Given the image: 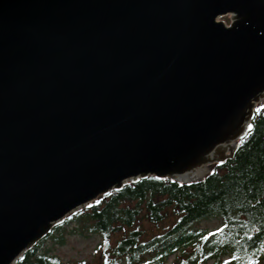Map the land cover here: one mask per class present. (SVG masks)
Masks as SVG:
<instances>
[{
  "label": "water",
  "instance_id": "95a60500",
  "mask_svg": "<svg viewBox=\"0 0 264 264\" xmlns=\"http://www.w3.org/2000/svg\"><path fill=\"white\" fill-rule=\"evenodd\" d=\"M263 100L264 0H0V264L128 182L202 178Z\"/></svg>",
  "mask_w": 264,
  "mask_h": 264
},
{
  "label": "trees",
  "instance_id": "16d2710c",
  "mask_svg": "<svg viewBox=\"0 0 264 264\" xmlns=\"http://www.w3.org/2000/svg\"><path fill=\"white\" fill-rule=\"evenodd\" d=\"M257 110L252 129L234 157L215 165L203 180L180 184L148 177L128 183L69 215L64 224L72 225L78 235L99 236L94 254L97 264L261 263L264 103ZM210 217L221 218V229L207 232L194 228ZM52 235L16 264H72L41 251ZM171 256L176 258L169 262Z\"/></svg>",
  "mask_w": 264,
  "mask_h": 264
},
{
  "label": "rangeland",
  "instance_id": "374dc122",
  "mask_svg": "<svg viewBox=\"0 0 264 264\" xmlns=\"http://www.w3.org/2000/svg\"><path fill=\"white\" fill-rule=\"evenodd\" d=\"M228 19L229 16L218 18V20L225 25L229 24ZM221 225L222 222L219 218L210 217L199 222L194 228L216 231ZM55 228H57V230ZM52 230L53 235L44 241L41 247L42 252L50 255H57L63 262L97 264V257H95L94 254L100 241L99 236L91 234L85 236L82 234L78 235L74 231L72 225L54 226ZM61 237L64 238L63 241H60ZM174 258L176 257H171V260ZM209 264H211V262Z\"/></svg>",
  "mask_w": 264,
  "mask_h": 264
},
{
  "label": "bare ground",
  "instance_id": "6f19581e",
  "mask_svg": "<svg viewBox=\"0 0 264 264\" xmlns=\"http://www.w3.org/2000/svg\"><path fill=\"white\" fill-rule=\"evenodd\" d=\"M264 103V100L261 102V103H259V104H257V105H255L254 106V108H253V110H252V116H251V118L249 119V125H251V128H252V122H253V120H254V117H255V112L257 111V109H258V106H260V105H262ZM233 157H231V159H232Z\"/></svg>",
  "mask_w": 264,
  "mask_h": 264
},
{
  "label": "snow or ice",
  "instance_id": "6c2138e0",
  "mask_svg": "<svg viewBox=\"0 0 264 264\" xmlns=\"http://www.w3.org/2000/svg\"><path fill=\"white\" fill-rule=\"evenodd\" d=\"M249 128H251V125H249Z\"/></svg>",
  "mask_w": 264,
  "mask_h": 264
}]
</instances>
